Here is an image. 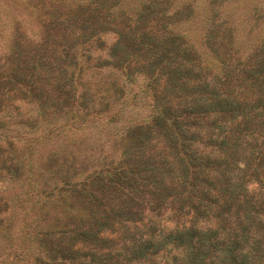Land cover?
<instances>
[{
	"label": "rangeland",
	"instance_id": "rangeland-1",
	"mask_svg": "<svg viewBox=\"0 0 264 264\" xmlns=\"http://www.w3.org/2000/svg\"><path fill=\"white\" fill-rule=\"evenodd\" d=\"M247 181L263 209L264 0H0V264H166L164 216L264 227Z\"/></svg>",
	"mask_w": 264,
	"mask_h": 264
},
{
	"label": "trees",
	"instance_id": "trees-1",
	"mask_svg": "<svg viewBox=\"0 0 264 264\" xmlns=\"http://www.w3.org/2000/svg\"><path fill=\"white\" fill-rule=\"evenodd\" d=\"M156 114L159 117L151 121L154 123V128L169 141L179 142L180 122L177 116L165 120L160 117L161 114L165 115V112L157 111ZM102 180L105 182L103 189L111 190V187L117 182L116 187L126 190L133 180V175L129 170L120 168L115 172L108 171ZM87 181L89 182L90 179L88 178ZM87 183H81V185L85 186ZM249 184V181L242 184L240 191L232 199H237L241 203L239 211L247 205L246 214L252 217L256 223L263 224L264 211L262 210L264 208L262 209L259 200L256 199L255 191H249ZM212 196L214 198L215 195L212 194ZM225 197L228 198L227 195ZM212 206L217 208L214 207L215 205ZM253 214H256L255 217ZM202 216H204L203 213H196L198 221L191 226H184L185 229H182V226L178 224L174 228H168L162 223V221L175 223V217L172 215L162 217L169 220L151 222L148 241L134 252L140 256L139 259H142L143 256H147L154 250L155 247L152 246H165L162 256L166 264H214L215 262L220 264H257V260L264 255V227L255 229L253 225L240 223L237 228L231 226L229 233H224L211 224L210 215H205L204 221L201 220ZM240 228H242V233L239 232ZM168 230L173 231L168 232ZM224 231L226 232L227 229ZM260 231L263 233L261 234ZM156 250L157 255L161 257V252L157 248ZM46 264H50V262L47 261Z\"/></svg>",
	"mask_w": 264,
	"mask_h": 264
}]
</instances>
